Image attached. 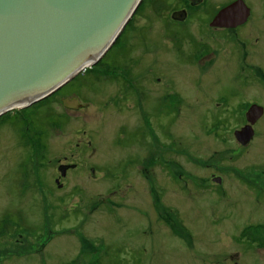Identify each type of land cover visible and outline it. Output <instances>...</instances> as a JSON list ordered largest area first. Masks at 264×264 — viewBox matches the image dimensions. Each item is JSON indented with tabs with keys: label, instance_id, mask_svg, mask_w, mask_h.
Segmentation results:
<instances>
[{
	"label": "rangeland",
	"instance_id": "obj_1",
	"mask_svg": "<svg viewBox=\"0 0 264 264\" xmlns=\"http://www.w3.org/2000/svg\"><path fill=\"white\" fill-rule=\"evenodd\" d=\"M176 1L141 0L107 58L24 117L0 116V264H264V115L251 143L233 136L245 102L264 107V69L243 73L264 60L238 57L244 84L231 56L236 36L264 38V15L237 34L193 19L184 29L168 21ZM225 1L210 0L209 13ZM63 94L83 108H64ZM151 96L175 104L165 114ZM64 156L79 169L59 188Z\"/></svg>",
	"mask_w": 264,
	"mask_h": 264
},
{
	"label": "water",
	"instance_id": "obj_2",
	"mask_svg": "<svg viewBox=\"0 0 264 264\" xmlns=\"http://www.w3.org/2000/svg\"><path fill=\"white\" fill-rule=\"evenodd\" d=\"M141 0H0V115L28 106L58 90L92 67L110 48ZM240 5V6H239ZM232 3L215 17L235 26L241 4ZM238 9V8H237ZM78 109L77 98H63ZM262 108L251 105L253 123ZM250 125L235 132L241 143L252 137Z\"/></svg>",
	"mask_w": 264,
	"mask_h": 264
},
{
	"label": "flooded vegetation",
	"instance_id": "obj_3",
	"mask_svg": "<svg viewBox=\"0 0 264 264\" xmlns=\"http://www.w3.org/2000/svg\"><path fill=\"white\" fill-rule=\"evenodd\" d=\"M210 3H211L210 0H177L176 3H174V6L170 8L169 16H168L169 20L168 21H170L172 25L177 24V25L183 26L184 29H188V27L186 25L188 24V21H190V20L193 19V20H196L197 22H199L200 24L205 22V24L207 25V28L213 29L214 31H220V30L223 31V30L232 29V30H235V33L234 34H237V32H238V30L240 28L244 27L252 19V17L254 18V13H255V10L256 9L257 10L259 9L261 11V15L262 14L264 15V0H227V1L223 2V3H219L213 9L214 10L213 13H209L210 12L209 11L210 10L209 9L210 8L209 7ZM232 3H236L238 5L239 4L242 5V7H237L238 9L236 8V16H237V18L240 17V16H246L245 19L243 21H241V22L240 21H236V22H239V23H237L235 26H224V25L217 24L218 21L215 20V17L217 16V14L223 8H225L226 6H228V5L232 4ZM200 11H202V12H200ZM188 33H186L185 36H189ZM119 37H121V36H119ZM232 43H233V48H232V51H231V56H233V58H232V60H233V71H235L236 74H238L241 71V70L238 69L239 68V64L237 63L239 56H242V57L243 56L244 57H248V56H250V57H259L260 59H263L264 60V38H262V40H261L259 36H256L255 38L253 36H252V38H251V36H236V42L234 40V42H232ZM259 44H260V47L261 48L260 49H255V47L257 45H259ZM125 45H126V49L125 50L128 51V50H130V48L134 44L127 43V40H126V44ZM125 45L124 46L121 45V47H122L121 48V52L124 50ZM190 45L192 46L191 41H190ZM144 46L146 48L145 51H148V50H150L152 48V44L151 43H145ZM191 46H190V48H191ZM197 46H199V45H197ZM193 47L195 48V46H193ZM251 48H253V49H251ZM142 49H143V47H142ZM141 50H139V51H141ZM148 53H150V52H148ZM113 55H111V57ZM103 56H106V55H103ZM107 56H106V58H107ZM119 56H121V53L119 54ZM118 57L117 58L113 57L110 60V63L112 62V64L118 65V67H120V66H126L125 64L120 63L119 61H117L119 59ZM183 57L185 58V61L190 62L191 56L188 55V56H183ZM100 59L98 61H100ZM90 68H92V67H90ZM254 69H260V70H262V69H264V64H262V65L260 64L259 65V64H253L252 63L250 65H247L246 68L243 69V73L244 72H248L250 70H254ZM151 70H152V72H154L153 67L151 68ZM243 73H241L242 75L241 74L240 75L239 74L238 75L235 74L236 75L235 76V79H236V81H241V83L246 84L250 80H249V77L247 75H244ZM127 79L128 80L124 81L123 83H127L129 87H132V88H135V89L138 88V85H137L138 82H135V84H132L131 83V80L129 78H127ZM159 79H160L159 77H156V80L157 81H159ZM156 80H155V82H156ZM66 86L67 85L64 84L62 87H60V89L61 88L64 89V88H66ZM141 93H142L141 99L142 100L147 99L146 95H144L143 89H142ZM65 94H63L62 96H60L61 103H62V99L63 98H77L78 101L80 102V98L78 96H76V95H70L69 96V95H65ZM149 99H150V103H153V100L154 99L152 100V96ZM162 100L163 99H161V101ZM167 100L164 99L162 102L159 101L158 99H155L154 100V102L157 103L156 104V108H157V106H162V110L161 111L164 112L165 114H168L169 111H170V109H172V106H173L172 104H175L173 101H169V100L167 101ZM160 102H161V104H159ZM169 103H170V105H169ZM245 103L246 104H249L248 108L245 111H243V117L245 118V122L240 126V128H237V129H234L233 130V136H234L236 142L240 146H245L248 143H251L253 141V139L255 137V134H256V132H255V125L258 122V120L261 119L262 116L264 115V107L260 103L255 102L254 100H250V101H247ZM81 105H82V103H81ZM251 105H257V106H260L262 108V113L260 114V116L253 123H250L248 121V118H247V112H248L249 107ZM62 106H63V103H62ZM28 107L29 106L13 107V108L7 110L6 112H4V113H2L0 115V116H2L4 114H6V113H10L9 116H7L6 118H4V120H2V122L9 120L12 117L11 115H13V114H17L18 116L24 117L25 116V113H24L25 110L31 108L32 106L29 107V108ZM82 108H83V105L81 107H79L78 109H73V110H79V109H82ZM152 109L154 110L153 107H152ZM245 125H250V127H251V129L253 131V134H252V137L246 143L243 144V143H241L238 140L237 136L235 135V132L238 131V130H240ZM137 152L140 154V157L134 163V167H136V164L137 163H139V165H141V163H143L141 161L142 160L141 151L139 152V150H137ZM150 152H152L151 153L152 154L151 155V159L152 160H150V162H152V164L150 165V170H152L151 172H152V174H154V173H156V171H155V165H157L159 163V157L158 156H155L156 150L155 151H152L151 150ZM67 158H68L67 156H64L63 157V161H61V160L58 161V164H57V167H56L57 172H58V177H56L54 179V182L56 183V185L59 188L62 186V183L60 182V178L67 177L68 171H71L73 169H79L78 168L79 167L78 166V162L77 163L66 162L65 160ZM142 168H143V170H142ZM142 168L140 169V174L141 175L144 172V168L145 167L142 166ZM145 169H148V168H145ZM179 176H181V175H179ZM150 177L152 179L151 181H153V176L150 175ZM211 178L217 184H220L221 183V177L220 176H214V174H213ZM153 195H155L158 199H160V195L156 191V188H154V187L152 188V192H151V196H153ZM13 220L14 219H12L10 216H8L6 222H10V221H13ZM1 223H3L2 220H1ZM13 237L14 236L12 234V238ZM16 242H20V239H15L14 238L13 239V243H16Z\"/></svg>",
	"mask_w": 264,
	"mask_h": 264
},
{
	"label": "trees",
	"instance_id": "obj_4",
	"mask_svg": "<svg viewBox=\"0 0 264 264\" xmlns=\"http://www.w3.org/2000/svg\"><path fill=\"white\" fill-rule=\"evenodd\" d=\"M94 66V65H93Z\"/></svg>",
	"mask_w": 264,
	"mask_h": 264
}]
</instances>
